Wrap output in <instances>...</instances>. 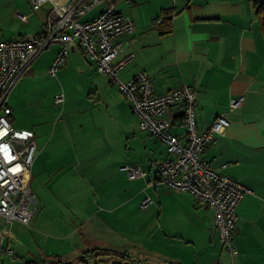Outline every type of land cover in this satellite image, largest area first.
Returning a JSON list of instances; mask_svg holds the SVG:
<instances>
[{"label":"crops","instance_id":"obj_1","mask_svg":"<svg viewBox=\"0 0 264 264\" xmlns=\"http://www.w3.org/2000/svg\"><path fill=\"white\" fill-rule=\"evenodd\" d=\"M30 6L28 0H0V40L33 37L44 29L52 3L46 1L35 11ZM102 7L95 6L79 19L93 18ZM117 9L134 22L130 38L124 37L131 42L118 54L134 53L118 73L121 80L146 71L155 93L191 86L200 130L209 128L220 114L229 118L224 132L201 155L212 169L226 172L252 190L236 206L237 252L231 257L225 251L213 228V211L198 204L191 193L148 184L157 177L158 163L167 157L165 144L137 128L138 116L116 85L95 71L79 46H70L66 55L84 57L76 69L87 79L93 77L94 93L98 90L94 74L107 79L111 99L102 112L109 117L98 123L97 113L92 112L101 111L88 101L94 104L93 118L92 124L85 125L82 109L73 108L68 99L66 112L78 137L52 141L37 138L34 128H29L37 147L30 169V183H35L32 231L14 227L30 223L6 224L0 218V255L5 259L0 264H264V36L253 0H132L117 2ZM59 49V44H52L42 50L7 94L14 127L23 128L14 115L20 102L34 105L35 111L52 103L56 93L41 80V73ZM66 70L64 64L60 72ZM29 92L40 94L43 101L35 94L28 97ZM235 97L241 103L229 111L228 102ZM126 114L133 119L130 126ZM182 115L180 104L165 114L171 121L169 131L179 136L180 143L185 142V127L179 125ZM123 165L139 166L145 175L129 178ZM146 197L149 203L142 206ZM45 234L54 238L46 239ZM34 236L44 248L59 241L54 247L60 252L50 257L45 249L35 253L18 246ZM9 237L18 251L12 250ZM105 249L112 251L106 254ZM118 252L129 260H122ZM29 253L32 257L26 258Z\"/></svg>","mask_w":264,"mask_h":264},{"label":"built area","instance_id":"obj_2","mask_svg":"<svg viewBox=\"0 0 264 264\" xmlns=\"http://www.w3.org/2000/svg\"><path fill=\"white\" fill-rule=\"evenodd\" d=\"M28 1L32 11L46 1L51 2L52 7L44 18V29L37 35L0 40V218L6 224L16 221L27 225L35 209L34 194L29 187L30 169L37 149L34 132L12 125L7 94L42 50L52 44L60 45L46 68L53 77L62 65L68 48L79 46L95 71L108 76L129 102L132 112L139 119L137 128L148 131L165 144L167 157L158 163L157 177L148 184H162L177 191L189 192L198 204L211 209L213 228L225 251L234 256L237 252L233 238L237 225L236 206L241 197L252 190L226 172L212 169L211 163L201 155L204 147L224 132L229 118L220 114L209 128L200 130L195 115L196 94L191 86L181 85L155 93L146 71H138L126 81L118 77L119 71L134 57L132 51L118 57L131 42L129 38L134 31V22L117 9V2L132 0ZM99 4L103 7L96 16L89 20L79 19ZM125 36L129 38L124 39ZM63 101V93L54 95V106ZM240 103V97L230 99L228 110L233 111ZM175 104L183 108L179 125L185 127L184 143H180L179 136L169 131L171 121L165 117ZM122 168L129 178L145 175L139 166L123 165ZM148 203L149 198L146 197L141 205ZM6 251L11 252L8 248Z\"/></svg>","mask_w":264,"mask_h":264},{"label":"rangeland","instance_id":"obj_3","mask_svg":"<svg viewBox=\"0 0 264 264\" xmlns=\"http://www.w3.org/2000/svg\"><path fill=\"white\" fill-rule=\"evenodd\" d=\"M83 59L84 57L80 53L79 55L75 53H69L68 55L65 56L64 61L62 63L63 65L66 64V68H67L66 71L60 72V68L63 66L62 65L58 69L59 70L58 73H56L57 76L56 78H51L48 71L44 72V74L41 73L42 75L41 80L43 82H46L47 84H50L52 93H56V94L63 93L64 101L63 103L57 105L56 107L54 106L52 99V103H50V105L48 104V102L47 104L46 103L42 104V106H40L41 107L40 111H35L36 107L34 105L32 107L25 106L24 105L25 102H20L19 109L14 114L18 118V120L21 121V124L17 125L18 127H23V128L33 127L35 130L34 132H36L37 138L51 139L52 141L60 140L64 138H68L69 140H71L72 137H78L77 132H74L73 127L70 124V120L68 118L69 115L66 112L65 105L68 99H70V101L72 102L73 108L79 107L80 109H82L81 121L85 125L92 124L93 117L90 115V111H92V109L94 108L93 106L94 104H96L101 111V112H97V111L92 112V113H97L96 120L98 121V123L107 120V117H109L105 113L107 107V99H111V96L107 95L108 94L107 89H109V87L107 86V79L94 74L98 88V90L96 91L97 94L94 93L95 81L92 79L93 77L87 79V77H85L82 72H79V70L76 69L79 66L77 64H80L81 60ZM90 70L93 72V69L90 68ZM17 84L18 82H16V85ZM16 85H14V89L16 88ZM93 93H94L93 98H87L88 94L91 96ZM31 94H35L36 97L41 98L40 101H43L44 99L40 94L36 92L35 93L29 92L26 95H28V97H31ZM88 101L90 102L93 101L92 103L94 104L89 103ZM110 108L112 109L111 105ZM103 110L105 112H102ZM125 116H127V114ZM110 118L112 120H115L113 116H111ZM127 119H128V125L130 126L133 123V119H130L128 116ZM39 122H42L40 128L36 129V127L38 126L37 123ZM29 187L30 190L34 192L35 183L32 181L30 183L29 181ZM31 224L32 222L27 226H22L18 224L17 226L14 225V227H17L20 230H25V231L27 230L26 233H28L29 231H32L30 229ZM7 227L10 229L9 226ZM44 237L46 239L49 238L50 240L54 238V236L50 234H45ZM9 241L11 242L10 246L12 247V250L15 251L16 250L15 245H17L16 242L12 238H10ZM23 242H25V244L22 243L23 245H18L23 251L30 250L31 252L39 253L41 252V250L45 249L48 251L47 253L50 254V257L52 256L53 252L56 254V252L59 251L56 247H54V245H56V243L59 241H52L49 242L48 244H45L48 246L47 248H44L43 241H41L37 236H34L32 239L28 238L26 241ZM24 256L26 257V255ZM30 257H32V255H30L29 253V256H27L26 258H30ZM0 259L3 262L5 261L3 255L2 256L0 255Z\"/></svg>","mask_w":264,"mask_h":264},{"label":"trees","instance_id":"obj_4","mask_svg":"<svg viewBox=\"0 0 264 264\" xmlns=\"http://www.w3.org/2000/svg\"><path fill=\"white\" fill-rule=\"evenodd\" d=\"M253 5H254V10H255V15L257 18V23L259 25L260 28V32L262 34V36H264V0H253ZM167 19L166 17H164L163 20ZM107 250L106 254H110L112 251V249H105ZM102 254V253H101ZM118 255L122 258V260H129V258L127 256L124 255L123 252H118ZM117 264V263H114Z\"/></svg>","mask_w":264,"mask_h":264}]
</instances>
